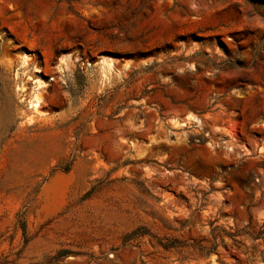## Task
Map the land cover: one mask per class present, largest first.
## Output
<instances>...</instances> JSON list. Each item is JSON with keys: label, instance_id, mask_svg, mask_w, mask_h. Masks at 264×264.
Returning <instances> with one entry per match:
<instances>
[{"label": "rangeland", "instance_id": "rangeland-1", "mask_svg": "<svg viewBox=\"0 0 264 264\" xmlns=\"http://www.w3.org/2000/svg\"><path fill=\"white\" fill-rule=\"evenodd\" d=\"M0 264H264V0H0Z\"/></svg>", "mask_w": 264, "mask_h": 264}, {"label": "bare ground", "instance_id": "bare-ground-1", "mask_svg": "<svg viewBox=\"0 0 264 264\" xmlns=\"http://www.w3.org/2000/svg\"><path fill=\"white\" fill-rule=\"evenodd\" d=\"M43 82H44V81L39 80V84H40V85H41ZM42 85H43V84H42ZM40 101H41V96H38V97H37V103H36V105H38V106L41 105V104H40ZM198 119H199V118H198Z\"/></svg>", "mask_w": 264, "mask_h": 264}]
</instances>
